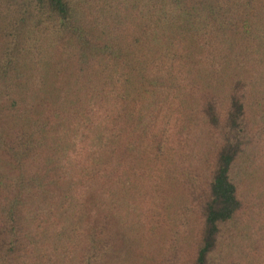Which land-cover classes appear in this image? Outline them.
Segmentation results:
<instances>
[{
	"label": "trees",
	"instance_id": "obj_1",
	"mask_svg": "<svg viewBox=\"0 0 264 264\" xmlns=\"http://www.w3.org/2000/svg\"><path fill=\"white\" fill-rule=\"evenodd\" d=\"M0 264H264V0H0Z\"/></svg>",
	"mask_w": 264,
	"mask_h": 264
}]
</instances>
